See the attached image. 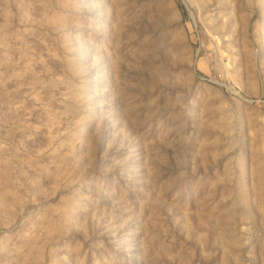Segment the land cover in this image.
Listing matches in <instances>:
<instances>
[{"label":"rangeland","instance_id":"1","mask_svg":"<svg viewBox=\"0 0 264 264\" xmlns=\"http://www.w3.org/2000/svg\"><path fill=\"white\" fill-rule=\"evenodd\" d=\"M0 264H264V0H0Z\"/></svg>","mask_w":264,"mask_h":264},{"label":"bare ground","instance_id":"2","mask_svg":"<svg viewBox=\"0 0 264 264\" xmlns=\"http://www.w3.org/2000/svg\"><path fill=\"white\" fill-rule=\"evenodd\" d=\"M206 221V220H205Z\"/></svg>","mask_w":264,"mask_h":264}]
</instances>
